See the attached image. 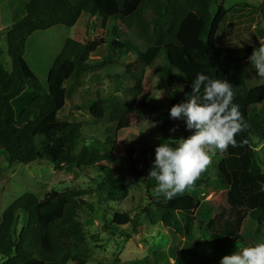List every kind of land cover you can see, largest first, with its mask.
I'll list each match as a JSON object with an SVG mask.
<instances>
[{
  "label": "trees",
  "instance_id": "obj_1",
  "mask_svg": "<svg viewBox=\"0 0 264 264\" xmlns=\"http://www.w3.org/2000/svg\"><path fill=\"white\" fill-rule=\"evenodd\" d=\"M10 1L13 24L5 34L10 69L3 63L4 51L0 47V147L10 166H29L46 159L59 172L89 175L95 171L94 191L107 202L121 205L130 190L114 167L119 126L141 110L158 107L156 99H145L146 70L155 74L169 101V108L158 118L163 133L158 145L169 138L179 140L192 134L186 129V121L170 118L169 111L175 104L187 101L192 94V80L204 73L232 84L233 102L239 105L246 124L236 136V147L216 152L221 161L215 174L211 177L203 173L205 180L195 183L197 187L207 184L227 191L226 206L222 213L214 214L211 205L202 203L196 193L186 192L166 200L154 192L150 205L140 207L128 221L134 233L146 223L181 232L184 243L173 248L176 264H219L221 251L243 243L242 231L248 219L257 223L258 232L263 231L264 169L256 148L264 145V121L252 110L264 103V84L251 85L245 74V67L250 65L248 57L260 46L228 44L222 30L235 10L251 9L259 14L258 36L264 39V0H260L259 8L241 4L233 10L224 7V0ZM83 15L103 26L110 22L115 36L120 35L119 28L128 29L144 43L145 51L135 44L127 45L126 38L119 36L121 41L113 44L117 50L112 57H106L100 52L103 43L82 44L65 37L44 89L36 76L32 79L24 70L31 39L57 27L74 28ZM129 54L139 58L138 71L131 65L113 67L121 65L123 56ZM162 56L164 63H159ZM104 67L113 75L115 85L123 87L128 83V88L122 96L113 93L79 107L99 127L93 129L89 144L79 123L61 121L59 115L75 97L82 75ZM176 72L185 78L182 92L174 89ZM27 91L32 97L17 115L14 103ZM138 98L142 100L138 102ZM173 128L176 130L171 132ZM154 158L155 154L152 163ZM151 167L152 164L139 176H146L155 191L156 181L148 177ZM80 196L79 192L51 193L42 204L36 195L26 193L9 205L0 219V264H86L85 234L76 201ZM20 213L27 215L28 223L18 233ZM107 213L111 218L105 225L123 226L118 211L108 209ZM197 230L203 238L196 237ZM130 264L151 263L147 258Z\"/></svg>",
  "mask_w": 264,
  "mask_h": 264
},
{
  "label": "rangeland",
  "instance_id": "obj_2",
  "mask_svg": "<svg viewBox=\"0 0 264 264\" xmlns=\"http://www.w3.org/2000/svg\"><path fill=\"white\" fill-rule=\"evenodd\" d=\"M223 4L228 10H233L241 4H248L252 9H255L258 7L259 0H224ZM240 13V10H235L231 16H237ZM1 23L5 26L8 21L3 20ZM236 24L235 20L231 21L232 28L237 26ZM260 26L261 24L256 23V29L252 31L251 36L255 37V44L261 41L258 36ZM7 30L8 28H5L0 31L2 34L0 47L4 51L3 63L10 69L11 61L7 54L5 42ZM119 32L121 38H126L127 45L132 43L137 45L141 51H145L144 43L128 29L119 28ZM119 36L114 35L113 25L110 22L103 26L100 21L83 15L74 28L57 27L44 33H37L30 41L29 51L23 62L24 70L28 77L32 79L37 77L46 89L49 70L55 58L61 53L65 37L82 44L103 43L100 52L104 53L106 57L109 54L112 57L113 52L117 50L113 44L121 41ZM231 44L237 45V41H232ZM92 58L93 60L99 59V57ZM160 59L159 63H164L163 56ZM120 64L113 67L120 69L131 65L135 71H138L141 62L137 56L129 54L123 56ZM176 73L178 79L175 81L174 89L176 90L181 85L184 89L185 78L179 72ZM245 74L248 76L251 85L264 84V79L259 78L256 69L251 65L245 67ZM143 87L146 93L145 99H156L158 107L153 110H141L138 114L126 118L119 126V134L114 148L115 172L117 176H123L126 179L130 190L129 197L124 203L115 205L107 202L106 198L99 197L94 191L95 186L92 181L97 175L95 171L90 172L89 175L59 172L55 171L53 164L46 159L39 160L29 166L22 164L10 166L7 162V154L0 147V219L9 205L26 193L36 195L40 202L45 204L47 196L51 193L79 192L81 196L76 201L80 205L78 218L85 234L83 246L87 249L86 264H130L147 258L151 264H176L173 248L182 246L184 243L181 232H171L164 227H155L146 223L134 233L133 225L128 221L138 213L140 207L150 205L151 198L154 196L155 191L153 187L148 185V178L139 175L147 172L152 164L155 148L158 146V141L163 137L158 118L169 108L166 91L160 85L155 74L149 69L145 72ZM127 88L128 83H124L123 87L115 85L113 75H109L106 67L88 72L80 78L75 97L67 103L66 108L60 113L59 119L79 123L90 144L93 138L91 135L93 129L99 127L95 126L96 124L90 114L79 109V107L88 105L98 97L106 98L113 93L122 96V91L127 90ZM30 97H32L31 92L27 91L21 99L14 103L17 115L26 106ZM140 100L142 99L138 98V102ZM252 114L264 121V103L252 110ZM256 151L264 169V145L257 146ZM220 161L221 157L216 154L203 173L212 177L217 171ZM203 173L199 178L200 180H205ZM187 193H196L202 198V203L211 205L214 214L222 213L226 206L227 191L214 185L194 186ZM108 209L119 212L120 222L123 226L109 225L108 227L105 225L106 219L111 218L107 213ZM199 219L201 218L199 217ZM111 220L113 222L114 219ZM27 223V215L20 213L16 225L17 232L20 233ZM242 232L243 243H235L226 247L220 253L221 258L235 251H240L244 247L264 243V229L261 233L258 232L257 223L252 220L248 219L245 222ZM128 235L131 237H127ZM202 236L201 232L197 230L196 237L203 238ZM68 264L78 263L71 261Z\"/></svg>",
  "mask_w": 264,
  "mask_h": 264
},
{
  "label": "clouds",
  "instance_id": "obj_3",
  "mask_svg": "<svg viewBox=\"0 0 264 264\" xmlns=\"http://www.w3.org/2000/svg\"><path fill=\"white\" fill-rule=\"evenodd\" d=\"M248 62L264 79V45L254 49ZM191 87V96L172 106L169 116L184 119L192 134L159 143L148 175L156 181L155 195H163L166 200L190 192L216 152L236 147V136L246 127L239 105L233 102L235 93L228 80L198 73ZM176 91L182 92L183 86ZM219 264H264V243L225 255Z\"/></svg>",
  "mask_w": 264,
  "mask_h": 264
},
{
  "label": "crops",
  "instance_id": "obj_4",
  "mask_svg": "<svg viewBox=\"0 0 264 264\" xmlns=\"http://www.w3.org/2000/svg\"><path fill=\"white\" fill-rule=\"evenodd\" d=\"M260 5L261 1L259 0L258 7L256 8H259ZM13 9L14 8H12L10 0H0V31H3L5 28H9L12 26ZM240 11L241 13L237 16H231L223 27L222 34L226 36L227 43L231 44L232 41H237V45L261 46L260 44H264V39L259 38V40L261 41H259V43L256 42L255 44V37L251 36L252 31L256 29V23L261 24V22L259 21V14H257L256 11H252L251 9H243ZM3 20L8 21V24L4 26L1 23ZM232 20H235V23H237V26H235L234 28L231 27Z\"/></svg>",
  "mask_w": 264,
  "mask_h": 264
}]
</instances>
